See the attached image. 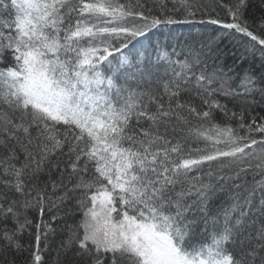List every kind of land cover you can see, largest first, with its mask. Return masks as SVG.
Returning a JSON list of instances; mask_svg holds the SVG:
<instances>
[{"label":"snow or ice","instance_id":"obj_1","mask_svg":"<svg viewBox=\"0 0 264 264\" xmlns=\"http://www.w3.org/2000/svg\"><path fill=\"white\" fill-rule=\"evenodd\" d=\"M254 6L0 0V264H264ZM176 25L218 27L174 59Z\"/></svg>","mask_w":264,"mask_h":264},{"label":"trees","instance_id":"obj_2","mask_svg":"<svg viewBox=\"0 0 264 264\" xmlns=\"http://www.w3.org/2000/svg\"><path fill=\"white\" fill-rule=\"evenodd\" d=\"M222 2L224 4H228L231 2V0H222ZM169 7H171V5H169ZM250 11L257 17L264 14V13H261L259 11V9L255 6L252 9H250ZM217 12H219L221 16L225 15V13L219 8H217ZM215 27H218V26H212V27H209L208 29L190 28L187 25L170 26V28L162 29L161 31L156 32L154 35H152L150 37V40L161 42L162 44H164L165 47L168 48L169 51H171V49L173 47H175L178 55L173 57V58L174 59H183L189 50L187 47H185L184 41L188 40L189 42H191L193 39L198 40L200 38L199 34L201 32L213 31ZM144 44L147 45L148 41H144ZM225 44L228 45L226 52L229 53V55H227L225 57V61H226L227 65H231L233 63V59H234L231 56V53L235 52L236 56H239L240 55V49L239 48H233L231 43H229L228 41H225L224 43H222L220 45V47L225 48ZM131 54L132 53H129V55H131ZM253 65L257 69L259 68V66H260L259 53H257L255 59H249L248 62L243 64V68H249ZM262 114H264V113H262ZM193 147H195V145H193ZM220 203H221V200L213 201L212 205H211V210L213 212H215L217 207L220 205ZM41 248L44 249L43 244L41 245ZM54 248H55V244H53L52 249H44V251L42 252V257H43V260L45 261V264H54V260H55Z\"/></svg>","mask_w":264,"mask_h":264}]
</instances>
